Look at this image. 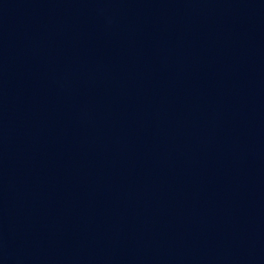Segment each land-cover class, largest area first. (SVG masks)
<instances>
[{"label": "water", "instance_id": "obj_1", "mask_svg": "<svg viewBox=\"0 0 264 264\" xmlns=\"http://www.w3.org/2000/svg\"><path fill=\"white\" fill-rule=\"evenodd\" d=\"M0 264H264V0H0Z\"/></svg>", "mask_w": 264, "mask_h": 264}]
</instances>
